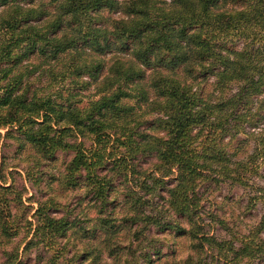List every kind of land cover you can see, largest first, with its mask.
<instances>
[{
    "label": "trees",
    "instance_id": "16d2710c",
    "mask_svg": "<svg viewBox=\"0 0 264 264\" xmlns=\"http://www.w3.org/2000/svg\"><path fill=\"white\" fill-rule=\"evenodd\" d=\"M0 128V147L11 138L34 167L70 151L54 178L95 213L37 201L7 264L39 244L57 261L51 246L71 234L65 264H137L151 230L188 240L177 264H264V184L248 180L264 164V0H0ZM237 133L252 142L240 157L227 146ZM220 179L255 185L262 211L241 233L202 208L199 184ZM15 199L0 183L1 238L21 227L6 220ZM204 214L228 236L205 230ZM151 248L139 250L148 262Z\"/></svg>",
    "mask_w": 264,
    "mask_h": 264
},
{
    "label": "rangeland",
    "instance_id": "374dc122",
    "mask_svg": "<svg viewBox=\"0 0 264 264\" xmlns=\"http://www.w3.org/2000/svg\"><path fill=\"white\" fill-rule=\"evenodd\" d=\"M69 78L66 77L64 80H60L59 85L63 84L64 90L74 95L73 99L82 98L83 101L87 99L86 93L89 92V89L79 88L78 85L72 84ZM3 132L4 129L0 128V133ZM245 140L243 134L237 133L234 138L229 140L227 146L230 151L232 149L239 150L240 152L237 156H244L245 153L241 151L242 148L246 147L247 151H250L252 146L251 141L246 142ZM85 144L87 145L88 141H85ZM25 154L24 152L22 153L21 149L15 150V143L11 138H2L0 147V183L10 184L12 188L18 191L21 198L20 202L16 199L9 200L11 215L6 220L11 225V228L16 227L18 229V227H21L9 239L0 237V264H7L3 250H10L12 247L20 250L23 247L27 238V229L24 227L25 218H31L32 208L37 201H43L44 198L50 195L55 200L52 206L57 208L50 209L56 210V212L53 213L52 211V213L58 215L64 212L68 218H72L75 215L82 218L84 212L90 216L95 214L93 208L87 206L89 197L88 195L83 196L81 188L70 187L66 190H61L54 178L62 171L64 163L70 157V151H56V159L54 161H43L44 164H40L38 167L32 166V161ZM150 161L151 157H139L138 170L149 168ZM257 166V172L249 174L248 180L249 182L253 181L263 185L264 164L258 163ZM31 173L37 177V180L34 179V176L32 178L29 177ZM118 187L121 188L120 186ZM255 191V185L252 183L242 185L241 183H233L229 180L221 179L217 181L204 180L198 186L203 210L218 218H224L229 228L236 234L243 232L248 224L256 221L262 211L261 203L253 198ZM5 196L6 198H11L10 193ZM111 207L112 205L108 204V208ZM203 217L205 230L217 236H228L216 220H210L208 214H204ZM147 236L152 241L142 239V242L135 249L134 254L137 258V264H177L178 260L184 257L188 251V240L185 237H175L171 234H166L165 236L153 230L149 233L147 232ZM70 238L72 242H75L74 244H79V236L75 237L71 234ZM63 242V239H59L55 245L51 246V248L57 250L54 254H58V258L57 261L55 260L50 264H65V257L71 256L74 250L73 243L68 242V245H62ZM132 244L134 246L135 241H132ZM153 244L159 248L160 253L158 255L151 253L149 255L150 261L148 262L139 255V252L141 250L151 252ZM58 246L61 249H56ZM66 247H68L67 251L59 252ZM51 252L52 250H48L41 244L32 246L20 255L21 264H47L46 260ZM105 262L108 263L107 260Z\"/></svg>",
    "mask_w": 264,
    "mask_h": 264
}]
</instances>
